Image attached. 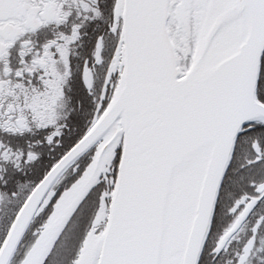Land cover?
Returning <instances> with one entry per match:
<instances>
[{"label": "snow or ice", "instance_id": "6c2138e0", "mask_svg": "<svg viewBox=\"0 0 264 264\" xmlns=\"http://www.w3.org/2000/svg\"><path fill=\"white\" fill-rule=\"evenodd\" d=\"M0 264H264V0H0Z\"/></svg>", "mask_w": 264, "mask_h": 264}]
</instances>
